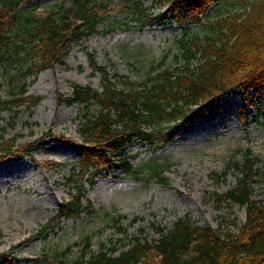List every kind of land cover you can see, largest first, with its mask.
Segmentation results:
<instances>
[{"label":"rangeland","instance_id":"374dc122","mask_svg":"<svg viewBox=\"0 0 264 264\" xmlns=\"http://www.w3.org/2000/svg\"><path fill=\"white\" fill-rule=\"evenodd\" d=\"M70 1L43 0L23 9L46 14ZM103 1L110 10L109 18L99 26L101 31L71 42L64 64L42 71L36 78L24 74L27 65L22 59L13 57L0 64L2 99L13 94L42 97L32 108L24 103L2 109L0 135L14 138L17 145L44 137L32 155L0 161V264L5 261L4 252L21 257L19 264L41 256L48 257L46 264H74L102 249L103 244L105 249L122 248L133 236L152 241L160 236L158 225L169 228L185 215L201 225L233 228L232 218L237 215L243 223L245 209L217 202L215 193L238 185L248 157L257 160L253 198L264 200V101L254 95L246 123L241 114L244 100L233 93L224 95L217 109L190 128H180L176 138L161 148L137 139L127 142L124 157L143 169L139 177L111 170L94 185L86 182L82 214L63 218L60 224L53 219L60 203L74 192L69 178L73 164L81 158L78 125L85 114L83 104H60L58 95L69 96L75 83L101 88L91 58L111 73L118 71L142 83L177 65L180 38L211 33L215 19L244 11L246 4V0H218L200 16L201 22L193 20L184 30L164 16L142 26L128 8L134 1ZM143 1L147 11L155 14L168 6L161 0ZM24 80L29 83L26 93L20 87ZM48 131L52 135L45 137ZM156 165L169 178L168 185L149 175ZM47 224L54 229L42 231Z\"/></svg>","mask_w":264,"mask_h":264},{"label":"trees","instance_id":"16d2710c","mask_svg":"<svg viewBox=\"0 0 264 264\" xmlns=\"http://www.w3.org/2000/svg\"><path fill=\"white\" fill-rule=\"evenodd\" d=\"M42 1L0 0V64L13 57L22 59L27 65L24 74L35 78L46 69L64 64L71 42L100 32L99 26L109 18L110 10L103 0H71L68 6L51 8L46 14L34 8L23 9ZM131 1L134 3L128 8L142 26L164 16L165 21L187 30L191 21L201 22L200 16H205L218 0H161L167 9L156 14L147 11L143 0ZM245 2L244 11L215 19L211 33L180 38V56L174 68L160 70L138 83L118 71L111 73L91 58L94 73L101 78V88L75 83L69 96L58 95L60 104H83L85 114L78 125L81 158L73 164L69 178L74 192L60 203L53 219L60 224L63 218L82 214L86 182L94 185L98 177L107 176L111 170L139 177L143 169L124 157L129 141L137 139L161 148L176 138L180 128H190L217 109L224 95L233 93L244 100L241 114L247 123L254 95L264 101V0ZM28 86L27 80L20 84L22 93ZM41 100L39 95L13 94L6 100L0 95V111L24 103L32 108ZM45 134L47 137L52 132ZM43 138L17 145L14 138L0 135V161L32 155ZM245 161L238 185L215 193L217 202L245 209L243 223L235 215L231 220L233 228L221 229L198 224L185 215L169 228L158 225L160 236L152 241L133 236L122 248L105 249L103 244L102 249L74 264H264V200L254 199L252 188L257 160L248 157ZM151 170L152 178L169 184L161 167L156 165ZM50 228L54 226L47 224L42 231ZM2 257L3 264L22 261L16 254L4 252ZM24 260V264H46L48 257Z\"/></svg>","mask_w":264,"mask_h":264}]
</instances>
